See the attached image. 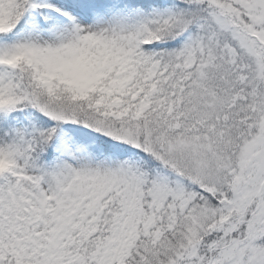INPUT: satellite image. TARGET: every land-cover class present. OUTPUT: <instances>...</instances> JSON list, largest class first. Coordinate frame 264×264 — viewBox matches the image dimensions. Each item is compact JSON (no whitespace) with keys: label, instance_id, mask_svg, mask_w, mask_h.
I'll use <instances>...</instances> for the list:
<instances>
[{"label":"snow or ice","instance_id":"1","mask_svg":"<svg viewBox=\"0 0 264 264\" xmlns=\"http://www.w3.org/2000/svg\"><path fill=\"white\" fill-rule=\"evenodd\" d=\"M0 264H264V0H0Z\"/></svg>","mask_w":264,"mask_h":264}]
</instances>
